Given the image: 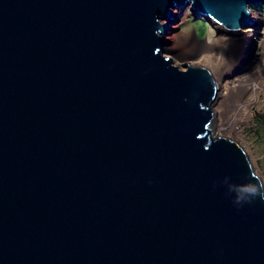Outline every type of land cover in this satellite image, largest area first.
Returning a JSON list of instances; mask_svg holds the SVG:
<instances>
[{"label":"water","instance_id":"obj_1","mask_svg":"<svg viewBox=\"0 0 264 264\" xmlns=\"http://www.w3.org/2000/svg\"><path fill=\"white\" fill-rule=\"evenodd\" d=\"M181 1L0 0V264H264L215 78L163 52ZM190 2L226 28L264 4Z\"/></svg>","mask_w":264,"mask_h":264},{"label":"bare ground","instance_id":"obj_2","mask_svg":"<svg viewBox=\"0 0 264 264\" xmlns=\"http://www.w3.org/2000/svg\"><path fill=\"white\" fill-rule=\"evenodd\" d=\"M186 2L190 3L181 1L172 5L173 12L179 13ZM250 3L246 7L251 13ZM205 17L210 22V31L192 53L181 54L177 49L178 45L190 37L184 31H171L172 35L168 32L164 36L160 33L163 39H167L163 43V52L172 55L173 63L178 64V59L184 57L192 65L210 69L216 81L215 96L211 102L214 123L216 119L214 135L233 137L239 130L237 122L249 117L252 105L264 91V22H259L261 26L257 28L247 17L249 21L246 25L226 28L216 25L208 16ZM169 20L172 21V18ZM166 24L164 33L169 27ZM247 91L250 94L244 98Z\"/></svg>","mask_w":264,"mask_h":264},{"label":"rangeland","instance_id":"obj_3","mask_svg":"<svg viewBox=\"0 0 264 264\" xmlns=\"http://www.w3.org/2000/svg\"><path fill=\"white\" fill-rule=\"evenodd\" d=\"M190 1L191 0H189V2ZM190 3L187 4L186 2L184 4V8L179 13H174L173 7L170 8V10H172L173 12L171 14L172 21L168 20L166 17L163 18V21H166V23L169 24V27L167 28L165 33H163V36L168 32L169 35H172L171 31H177V32L184 31L186 34H189L190 37L187 39V41L181 43L177 47L178 51H180L181 54L192 53L193 50H195V48L199 46V42L201 40H204L205 37L207 36V33H209L210 31L209 20L204 15L200 14L199 10L193 9L190 6ZM255 3L256 2L250 3V6L252 7L250 18H252L251 23H255L256 27L258 28L261 26L260 23L264 22V5L261 8H258V6L255 7ZM256 18L259 20H257ZM241 26H239V28ZM164 54H166V51L164 52ZM177 62L178 64L176 63L174 64L179 66L180 68H186L187 60H184V57L178 59ZM249 94L250 91H247L244 94V98H246ZM263 109H264V91L260 94L259 100L254 102V104L252 105V108L249 113L250 114L249 117L242 118L237 122L239 130L233 134V137L232 136L231 137L236 139L244 147V149L248 153L250 160L253 163L255 170L258 172V174L261 176L262 180L264 181V166H263L264 153L263 154L256 153V150L254 149V143L248 138L246 131V129L249 126H251L255 113ZM215 123H216V119H215ZM215 123L212 129L215 128Z\"/></svg>","mask_w":264,"mask_h":264},{"label":"trees","instance_id":"obj_4","mask_svg":"<svg viewBox=\"0 0 264 264\" xmlns=\"http://www.w3.org/2000/svg\"><path fill=\"white\" fill-rule=\"evenodd\" d=\"M264 4L262 2H256L255 7L261 8ZM248 138L254 143V149L256 153H264V109L257 111L254 115L251 126L247 129ZM264 159V157H263ZM264 166V161H263Z\"/></svg>","mask_w":264,"mask_h":264},{"label":"clouds","instance_id":"obj_5","mask_svg":"<svg viewBox=\"0 0 264 264\" xmlns=\"http://www.w3.org/2000/svg\"><path fill=\"white\" fill-rule=\"evenodd\" d=\"M256 197L264 200V182H261V180H257V183L255 184H247L242 186L235 198V203L239 205L242 202H250Z\"/></svg>","mask_w":264,"mask_h":264}]
</instances>
